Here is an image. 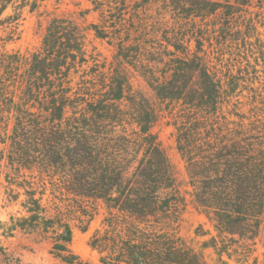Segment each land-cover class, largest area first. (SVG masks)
Wrapping results in <instances>:
<instances>
[{
  "label": "trees",
  "instance_id": "16d2710c",
  "mask_svg": "<svg viewBox=\"0 0 264 264\" xmlns=\"http://www.w3.org/2000/svg\"><path fill=\"white\" fill-rule=\"evenodd\" d=\"M40 1L0 0V15L9 5L14 9L1 22L17 23L24 7L35 11ZM89 1L102 25L84 27L71 17L52 16L37 50L0 54V187L3 179L10 202L22 196L5 236L20 231L50 238V252L61 261L90 264L70 249L72 231L64 212L55 204L49 213L43 205L47 179L52 197L72 201L87 221L96 205L105 208L103 228L88 242L102 264H205L199 250L168 229L188 205L205 214L217 232L203 247L219 254L234 244L264 247V124L241 110L239 98L247 88L243 82L250 80L215 68L200 28L152 25L143 32L155 39L126 45L133 28L132 16L125 25L129 0ZM177 1L173 8L189 11L192 24L216 10L210 0H189L187 7ZM141 3L134 1L135 11ZM228 24L213 29L218 43L233 39ZM87 29L102 39H120L121 66L106 72L96 55L87 56ZM254 29L249 19L234 34L246 44ZM133 57L141 62L138 74L156 102L185 109L175 125L187 174L183 189L150 132L158 111L151 98L134 90L125 71L126 59ZM199 230L197 235L205 234ZM0 261L22 264L1 242Z\"/></svg>",
  "mask_w": 264,
  "mask_h": 264
},
{
  "label": "rangeland",
  "instance_id": "374dc122",
  "mask_svg": "<svg viewBox=\"0 0 264 264\" xmlns=\"http://www.w3.org/2000/svg\"><path fill=\"white\" fill-rule=\"evenodd\" d=\"M135 0H129L128 13L125 25L129 26V16H132L133 28L128 31L130 40L123 41L126 45L134 44V41L142 43L143 38L155 39L151 34H144L143 28L150 29L157 25L159 30L168 29L172 26H182L191 30L202 29L204 32L203 46L207 50L212 64L221 70V74L229 70L233 74H241L250 81L243 82L247 88L242 89L239 95L242 104L241 110L251 119L259 118L257 122L260 126L264 124V0H210L214 3L215 13L205 15L204 18L196 17L193 19L189 11L183 12L174 9L175 0H149L135 11L133 4ZM180 6H190L189 0H178ZM176 7V6H175ZM230 12L224 16L222 12ZM14 9L9 5L0 15V54L4 52H20L29 54L41 46L42 37L48 20L52 16H68L75 19L79 24L86 27L90 23L103 24L98 11L92 9L89 0H42L35 11H29V5L22 10L21 17L12 23H2L1 20L8 14H12ZM136 12V14H133ZM221 14V15H220ZM189 17V18H187ZM250 19L251 25L255 28L251 31V37L246 38V44L241 42V38L234 34L237 29L244 30L246 21ZM225 20H229L228 30L233 34V39L225 42H217L213 29H218ZM215 24V25H213ZM144 34V35H143ZM127 33L121 31V39H126ZM137 36L139 39H134ZM158 38L160 34L158 33ZM120 39H102L96 37L91 29L86 30L85 50L87 56L96 55L99 62L105 65L104 70L118 67L120 60L116 58V52L120 44ZM195 41L191 40V45ZM263 51V53H260ZM128 61V62H127ZM92 62L90 61L89 64ZM130 63V64H129ZM126 73L133 85L134 90H141L147 97L151 98L153 107L156 108L157 120L151 125L150 132L154 134L169 162L171 163L174 174L181 188L187 180L185 163L176 148V123L180 120V114L185 111L179 103L164 104L158 103L153 98L151 91L139 76L141 62L133 58L126 59ZM251 88V89H250ZM254 95V96H252ZM251 99H254L251 103ZM122 107L127 108L123 102ZM225 110V109H224ZM37 180V178L35 179ZM0 187V242L8 252L18 256L22 264H67L50 252L51 239L42 238L36 234H24L15 231L13 236H5L4 230L10 225L9 216L19 215L21 210L19 200L8 201L6 194V182L2 179ZM45 193L42 203L49 213H54L55 204L64 212L66 219L71 227L72 238L70 249L83 261L90 264H102L100 253L89 245V239L96 229L103 228V218L106 210L101 205H96L92 210V217L89 221L88 216L81 215L77 211V206L72 201H59L54 199L51 194V186L45 179ZM88 210L92 208L89 206ZM87 225L85 230L82 226ZM201 226V229H197ZM173 228L188 244L193 246L201 253L205 264H264V247L258 242L248 248L237 247L235 244L230 246L226 252L219 254L211 246L203 247L202 242L217 234L212 223L205 214L199 212L192 205H188L181 214L177 224H173L168 229ZM196 230H199L197 235ZM228 240L222 241L224 243ZM220 244V243H219ZM237 252H233V248ZM0 264L1 263L0 261Z\"/></svg>",
  "mask_w": 264,
  "mask_h": 264
}]
</instances>
